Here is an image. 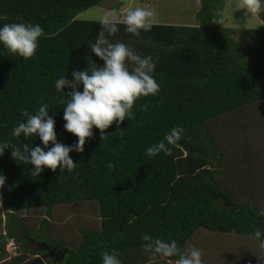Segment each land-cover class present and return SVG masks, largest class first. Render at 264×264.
Listing matches in <instances>:
<instances>
[{"label":"trees","instance_id":"trees-1","mask_svg":"<svg viewBox=\"0 0 264 264\" xmlns=\"http://www.w3.org/2000/svg\"><path fill=\"white\" fill-rule=\"evenodd\" d=\"M199 1L196 26L154 23L151 31L134 35L120 23L119 31L109 37L152 58L159 92L139 97L133 115L119 127L113 122L103 137L94 127L84 151L69 153L76 163L73 171L45 168L32 175L33 166L14 160L10 148L0 155V173L5 176L0 209L7 217V233L0 236V264L33 260L26 259L28 251L11 225L15 213L45 208L51 216L55 206L77 201L97 202L99 229H79L81 243L72 253L67 249L65 264H101L105 250H115L123 264L175 263L178 257L150 261L144 234L175 239L181 251L198 229L264 239L254 235L264 231V211L231 200L217 183L219 163L208 135V122L264 102V25L229 28L222 12L226 0ZM102 4L103 0H0V26L26 22L44 29L31 58L0 45V143L21 149L24 144H40L38 137L13 136L12 129L25 119L23 110L34 114L44 102L51 108L49 115L55 114L57 140L76 142L63 127V107L71 89L57 92L54 85L60 75L71 78L73 68L90 70L93 62L103 64L90 50L101 29L99 21L77 19ZM238 34L256 37L257 46L236 42ZM176 126L184 131L168 145L170 154L150 158L146 148ZM12 239L19 244L18 254L8 257L5 244Z\"/></svg>","mask_w":264,"mask_h":264},{"label":"clouds","instance_id":"clouds-1","mask_svg":"<svg viewBox=\"0 0 264 264\" xmlns=\"http://www.w3.org/2000/svg\"><path fill=\"white\" fill-rule=\"evenodd\" d=\"M239 8L250 14H260L264 12V0H241ZM156 18L157 11L151 6L128 7L123 12L117 8L106 10L99 18V34L95 37V42L90 44L91 53L100 58L103 64L97 66L93 62L90 70L87 67L82 70L73 68L71 78L60 75L55 80L57 92H62L65 88L71 89L68 92L70 99L63 107V127L77 137L74 144L66 145L57 140L55 114L49 115L51 108L44 102L34 114L23 110L25 119L12 129L13 136L38 137L41 143L35 147L24 144L23 149L7 142L0 143V155L10 148L14 160L33 166L29 168L32 175H39L45 168L53 172L58 167L60 171H73L76 163L69 153L84 151L86 138L93 135L94 127L100 130L103 137L104 130L113 122L119 127L125 119L133 115L132 108L139 97L154 96L159 92V84L152 75L155 70L152 58L139 55L123 42H112L109 39L119 31L120 23L125 25L126 32L140 35L141 30L151 31ZM222 19V16L218 17L216 23L219 24ZM43 31L38 23H5L0 26V45L15 55L31 58L36 53ZM146 107L145 105V109ZM183 131L182 126L173 127L165 134L164 139L148 146L146 154L150 158L161 152L170 154L171 148L168 145H174ZM4 184L5 176L0 173V187ZM254 235L256 238L264 237V231L257 230ZM142 239L147 242L143 247L150 261L178 257L175 264H204L203 251L196 246L181 251L175 239L153 238L149 234H144ZM8 242L5 244L6 251L17 255V249H7ZM260 245L264 247V239L260 241ZM101 264L123 262L115 250H105L101 253Z\"/></svg>","mask_w":264,"mask_h":264},{"label":"rangeland","instance_id":"rangeland-1","mask_svg":"<svg viewBox=\"0 0 264 264\" xmlns=\"http://www.w3.org/2000/svg\"><path fill=\"white\" fill-rule=\"evenodd\" d=\"M240 3L241 0H226L222 9L226 26L261 28L259 25H264V12L247 13L239 8ZM136 6L154 7L157 11L154 23L196 26V14L201 3L199 0H103L102 6L80 13L77 19L99 21L106 10L117 8L123 12ZM235 40L251 48L257 46L256 37L246 38L238 34ZM208 135L214 144L213 157L219 163L216 181L222 191L239 204L264 211V102H255L208 122ZM46 213L45 208L15 213L11 222L15 233L22 238H32L35 243H25L26 250L47 251L45 254H48L50 247L63 250L66 258L69 256L67 249L72 253L81 243L79 229H99L95 201L61 204L53 208L51 216ZM3 214L0 209V236L7 233L4 225L7 217ZM18 245L15 241L16 253ZM190 246L202 249L204 264H264V247L250 236L198 229L187 241L186 250ZM7 249L13 251L9 247ZM9 256L14 255L8 253ZM64 256L61 261L53 263L47 259L44 264H65L67 258ZM32 257L28 252L26 259Z\"/></svg>","mask_w":264,"mask_h":264},{"label":"flooded vegetation","instance_id":"flooded-vegetation-1","mask_svg":"<svg viewBox=\"0 0 264 264\" xmlns=\"http://www.w3.org/2000/svg\"><path fill=\"white\" fill-rule=\"evenodd\" d=\"M19 236V235H18ZM19 238L21 239L22 243L24 245L26 244H32V245H35L34 241L32 238H28V237H25V238H22L21 236H19ZM26 243V244H25ZM25 247V246H24ZM35 249H32V250H27L30 254H32V259H35L36 257L38 256H42V255H45V253L47 251H40V252H36L34 251ZM48 251H50L48 253V256L50 257L49 260L53 263H56L58 261H61L62 257L64 256V251L63 250H58V249H54V248H50L47 249ZM40 253V254H39Z\"/></svg>","mask_w":264,"mask_h":264},{"label":"water","instance_id":"water-1","mask_svg":"<svg viewBox=\"0 0 264 264\" xmlns=\"http://www.w3.org/2000/svg\"><path fill=\"white\" fill-rule=\"evenodd\" d=\"M49 258L50 257L48 256V254H45V255L36 257L35 259L31 260L28 264H44L45 261Z\"/></svg>","mask_w":264,"mask_h":264},{"label":"built area","instance_id":"built-area-1","mask_svg":"<svg viewBox=\"0 0 264 264\" xmlns=\"http://www.w3.org/2000/svg\"><path fill=\"white\" fill-rule=\"evenodd\" d=\"M7 244H8L7 247H9L10 249H13V251H15L17 249V247L15 248L14 240H10ZM10 251H12V250H10Z\"/></svg>","mask_w":264,"mask_h":264},{"label":"crops","instance_id":"crops-1","mask_svg":"<svg viewBox=\"0 0 264 264\" xmlns=\"http://www.w3.org/2000/svg\"><path fill=\"white\" fill-rule=\"evenodd\" d=\"M264 23V22H263ZM4 213V212H3ZM4 221L6 222V220L4 219ZM25 233L27 234V232L25 231ZM237 241V240H236Z\"/></svg>","mask_w":264,"mask_h":264}]
</instances>
